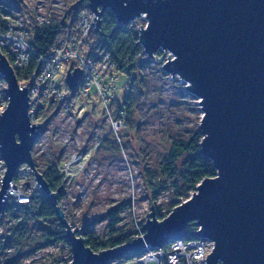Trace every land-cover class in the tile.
<instances>
[{"label":"water","instance_id":"1","mask_svg":"<svg viewBox=\"0 0 264 264\" xmlns=\"http://www.w3.org/2000/svg\"><path fill=\"white\" fill-rule=\"evenodd\" d=\"M100 29L109 11L127 25L143 17L139 44L149 59L156 58L166 75L187 85L199 100L201 149L211 161L215 178H206L184 203L158 221L153 206L145 217L142 238L94 253L84 244L82 229H73L32 160L38 133L28 117L27 87L21 89L6 57L0 54V76L9 96L0 114V154L6 165L0 185V217L7 209V191L17 170L26 165L42 193L54 204L64 227L62 238L71 248L70 264H108L125 255L139 254L145 245L162 247L184 237L213 242L207 264H264V0H86ZM82 71L66 75L74 90ZM28 85V84H27ZM12 189L16 190L13 185Z\"/></svg>","mask_w":264,"mask_h":264},{"label":"rangeland","instance_id":"2","mask_svg":"<svg viewBox=\"0 0 264 264\" xmlns=\"http://www.w3.org/2000/svg\"><path fill=\"white\" fill-rule=\"evenodd\" d=\"M79 1L55 0L53 3L50 0H43L45 16L51 23L61 21L67 11H70L71 17ZM132 23L141 29L145 27L146 21L141 17ZM168 56H170L169 52L158 50L154 55L155 58L144 70L146 77L144 85L132 88L136 100L134 109L136 131L134 129L127 139L121 137L120 146L115 144L120 151L114 152L110 147L104 146V143L103 147L100 146L90 152L92 160L85 166L84 171L79 174L75 172L73 182L64 185L63 194L57 204L63 211L68 224L74 225L73 229L89 227L97 235L105 236L109 222L108 211L125 204L119 208L116 228L121 229L124 234L134 235L135 223L145 224V216L152 212L151 205L155 213L162 214L163 219L173 211L174 208L171 209L170 204H176L177 201L173 199L171 189L163 190L157 197V201L152 204L151 193L146 184L147 178L143 176L144 170L147 168L150 172H154L164 157L168 137L187 136L189 131L199 127L203 113L200 110L199 100L186 91L187 83L185 84L177 77L172 78L166 75L162 65L156 60L163 57V62H166ZM114 77L115 96L121 98L126 93L128 80L122 75L115 76V72ZM65 79L66 72L61 71L55 83L65 87ZM82 103H84L83 100H78L72 112H69L71 114L57 116L53 120L52 129L55 127L54 129L64 131L60 134V144L54 145L52 141L49 146L44 145L43 153L38 156L32 151L39 169L43 168L41 159L49 160L53 152L73 150L78 147V141L84 150L88 147L93 149L94 134L98 133L103 138L107 133L108 127L100 106L96 103H93L94 105ZM82 106L85 107V112L79 116L77 108ZM77 120L78 124H76ZM110 138L112 139L111 136ZM23 166L30 172L26 165ZM32 183L33 187L37 185L34 175ZM12 223L11 218L5 219L1 216L0 234H4L5 227L9 228ZM40 228H42L40 224L32 228V233L23 242L21 248L23 251L20 250L24 255L12 264H70L71 248L61 242L45 245L39 249L34 248L41 235ZM13 253V250L6 251V256L0 257V264H9Z\"/></svg>","mask_w":264,"mask_h":264},{"label":"built area","instance_id":"3","mask_svg":"<svg viewBox=\"0 0 264 264\" xmlns=\"http://www.w3.org/2000/svg\"><path fill=\"white\" fill-rule=\"evenodd\" d=\"M50 1L54 3L55 0ZM54 6L56 7L55 4ZM74 17L75 22L72 30L64 38H58L57 43L46 54L37 58L38 65L32 74L19 75V80H17L21 89L27 87L28 90V117L31 125L35 128L41 126V129L35 131L38 133V138L32 147L36 156L43 153L44 145L49 146L52 141L54 145L60 144V134L64 131L54 129L55 127L52 129L51 124L57 116L71 114L69 112H72V108L76 106L78 100H83L82 104L85 105L96 103L100 106L108 133L113 137L116 146L121 145L119 135L122 130L127 128L122 112L114 116L111 107V103L115 99L116 86L114 63H112L109 54L102 52L96 60L87 57L88 37L95 29L93 12L88 3L78 5ZM0 19L5 22V27L0 30V54L6 57L14 74L20 73L30 66L34 56L29 40L32 30L35 27L49 25L51 21L45 16L43 0H0ZM75 69L82 71V76L74 90L70 91L67 87L55 83V79L61 71L69 70L68 72H70ZM5 89H7L5 79L0 76V114L6 111L9 104V96H6ZM47 111L53 113V116L48 119L44 117ZM84 112V106L77 108V115L81 116ZM78 123L77 120L76 124ZM94 135L93 149L88 147L87 150H84L78 141V147L62 153L59 171H61L64 185L73 182L75 175L84 171L85 166L89 165L92 160L90 152L102 146V136L98 133ZM5 171L6 165L0 154V183L5 176ZM13 185L16 190L12 189ZM35 187L38 188L36 184ZM30 195V190H25L21 185L14 184L12 181L7 191V202L11 198L14 203L26 204L29 202ZM143 226V223H135L133 239L142 238L145 234ZM213 247V242L183 237L165 243L160 248L145 245L141 253L128 254L118 260L110 261L108 264H207L205 260Z\"/></svg>","mask_w":264,"mask_h":264},{"label":"trees","instance_id":"4","mask_svg":"<svg viewBox=\"0 0 264 264\" xmlns=\"http://www.w3.org/2000/svg\"><path fill=\"white\" fill-rule=\"evenodd\" d=\"M86 3V0H80L76 5L77 7H74L75 12L79 4ZM101 16L99 31L95 32L93 30L88 37L86 53L87 57L95 60L100 53H108L112 63H114L115 76L122 75L128 80L126 93L121 98L115 96L111 103L114 116L122 112L125 117L127 128L122 130L119 136L127 139V136H131V132L134 129L136 131V128H134L136 100L132 88L144 85L146 81L144 70L152 59L145 56L143 48L139 44V28L136 25H133V23L123 26L118 24L114 15L109 11H105ZM74 22V12L70 17V11H67L61 21L52 22L43 27H35L32 30L29 40L33 47L34 56L29 67L20 73H15L17 80H19V75L32 74L38 65L37 58L46 54L57 43L58 38H64L72 30ZM4 27L5 22L0 19V30ZM68 71H64L66 75L69 73ZM66 87L67 84L65 85ZM50 116H53L51 111H47L44 114L46 119L50 118ZM94 120H96L95 117ZM188 133L187 136L182 138L178 136L168 137L167 148L163 154L164 157L156 166V170L154 172H150L147 168L144 170L143 176L147 178L146 184L147 189L151 193L152 204L157 201V197L167 188L172 190L173 199L177 201L176 204H170V208L173 209L178 204L188 200L190 194L195 192L196 186L200 182L206 178L216 177V171L211 161L204 159L199 154L202 140L201 132H199L198 128H194ZM110 136L107 131L103 137L102 145L105 143L104 146L110 147L114 152H119L120 150L115 146L113 137L111 136V139ZM110 139L112 140L111 143L109 142ZM62 153L60 150L55 151L51 154L49 160L41 159L43 161V168L41 169L36 164L34 153L32 156L37 172L42 174L44 182H46L50 191L57 193V202H59L64 188L61 171H59ZM16 173L13 179L14 184L21 185L25 190H30L31 195L29 202L26 204L14 203L9 198L6 205L7 209L2 216L5 219L6 217L11 218L13 222L9 228L5 227L4 234H0V257L6 256V251L8 250L14 251L12 259L9 262L7 261L9 264L16 262V259L24 255L21 249L23 242L32 233V228L37 227L39 224L42 227L40 228L41 235L38 237L35 249L60 242L69 246L68 241L62 238L64 227L59 223L57 215H55L54 204L39 188L33 187V173L25 170L24 166H21ZM121 206H125V204ZM121 206L108 211L109 222L107 223L105 236L103 234L97 235L89 227L81 228V236L84 239L85 246L89 247L94 253L118 247L133 240L132 234H124L121 229L118 230L116 228L118 224L116 217ZM156 218L162 220L163 216L160 212H156ZM69 225L74 228L72 223H69ZM195 230L194 223L188 224L183 231L184 237L191 238L190 235ZM20 250L22 251L20 252Z\"/></svg>","mask_w":264,"mask_h":264}]
</instances>
